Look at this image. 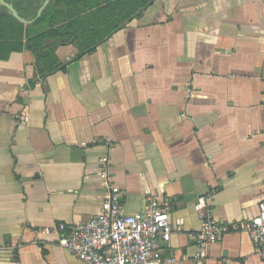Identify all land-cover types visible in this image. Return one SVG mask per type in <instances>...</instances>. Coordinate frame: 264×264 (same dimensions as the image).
Here are the masks:
<instances>
[{"label": "crops", "instance_id": "0c3cea01", "mask_svg": "<svg viewBox=\"0 0 264 264\" xmlns=\"http://www.w3.org/2000/svg\"><path fill=\"white\" fill-rule=\"evenodd\" d=\"M4 1L28 22L0 3V264H85L42 229L101 211L103 156L125 213L181 227L171 264H264L245 231L194 259L199 198L264 202V0Z\"/></svg>", "mask_w": 264, "mask_h": 264}, {"label": "built area", "instance_id": "2783aa9c", "mask_svg": "<svg viewBox=\"0 0 264 264\" xmlns=\"http://www.w3.org/2000/svg\"><path fill=\"white\" fill-rule=\"evenodd\" d=\"M100 163L99 176L105 186L101 211L86 221L71 225L58 223L42 229V232L54 233L57 244L85 264L173 263L175 258L164 254V246L171 234L180 231L181 227L170 223L167 206L152 197L142 211L125 213L120 189L111 181L107 156H103ZM205 201L201 197L194 204L201 220L195 261L200 263L205 259L207 246L219 242L231 231H245L255 252L264 258V202L258 204L257 212L251 217L228 223L216 218Z\"/></svg>", "mask_w": 264, "mask_h": 264}, {"label": "water", "instance_id": "95a60500", "mask_svg": "<svg viewBox=\"0 0 264 264\" xmlns=\"http://www.w3.org/2000/svg\"><path fill=\"white\" fill-rule=\"evenodd\" d=\"M46 1H48V0H46ZM46 1H44V2H46ZM0 3L3 4V5H5L6 8H7V10L11 13V15H12L13 17H15L17 20H19V21H21V22H24V23L28 22V21H23V19L21 18V16L18 14V12L14 9V7H13L12 5L8 4V3H7L6 1H4V0H0ZM44 5H45V4H42V6H40V8L38 9V11H37V16H39V14L41 13V11H42ZM37 16H36V17H37Z\"/></svg>", "mask_w": 264, "mask_h": 264}, {"label": "trees", "instance_id": "16d2710c", "mask_svg": "<svg viewBox=\"0 0 264 264\" xmlns=\"http://www.w3.org/2000/svg\"><path fill=\"white\" fill-rule=\"evenodd\" d=\"M141 4V3H140Z\"/></svg>", "mask_w": 264, "mask_h": 264}]
</instances>
